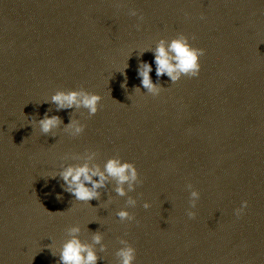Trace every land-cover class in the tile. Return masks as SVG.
<instances>
[{
    "label": "water",
    "instance_id": "95a60500",
    "mask_svg": "<svg viewBox=\"0 0 264 264\" xmlns=\"http://www.w3.org/2000/svg\"><path fill=\"white\" fill-rule=\"evenodd\" d=\"M178 34L204 50L199 75L162 76L160 95L128 99L138 63L156 82L139 50ZM81 89L102 98L96 115L72 114L84 132L42 135L49 108L65 125L73 111L44 102ZM86 151L136 167L132 222L116 217L127 197L113 185L93 209L47 178ZM71 226L82 241L103 234L98 264H117L120 239L135 264H264V0H0V264H58L46 246L57 251Z\"/></svg>",
    "mask_w": 264,
    "mask_h": 264
},
{
    "label": "clouds",
    "instance_id": "9594fccd",
    "mask_svg": "<svg viewBox=\"0 0 264 264\" xmlns=\"http://www.w3.org/2000/svg\"><path fill=\"white\" fill-rule=\"evenodd\" d=\"M129 15L136 16L137 13L135 10H130ZM146 52H150L153 56L152 64L155 66L156 82L154 83L150 76V73L153 72V66L148 62L138 63L136 76L140 81V85L133 87L132 94L128 96V99L133 94H140L141 87L145 90L143 94L152 97L160 95L162 90L165 89L158 83L162 76L167 77L171 84H175L182 77L196 78L200 72V57L204 55V50L193 47L189 42V38L183 34H178L171 40L160 39L154 47L140 49L137 55L140 57ZM131 55L127 57L122 71H118L124 77L120 87L125 90H127L125 71L128 68L127 61ZM101 99L100 95L87 92L83 89L58 90L44 103L54 105L56 112L73 110L69 122L65 125L59 116H49L48 112L52 111L49 108L41 119L35 120V125L39 128L42 135L50 134L55 137L56 131L61 129L62 126V131L69 136L73 138L79 137L84 132L85 126L78 119L73 118L72 114L83 109L86 110L89 117L96 115ZM31 126H33L32 121ZM96 157L97 154L91 151H86L83 155H66L63 159L78 161V163L61 164L60 169L47 178H59L62 181V192L70 194L75 202L85 203L91 208L93 207L89 204L90 201H100V190L113 185L112 190L116 196L121 198L127 197L124 208L115 213L116 217L121 222H132L134 216L126 209L134 208L137 203L135 199L128 195L135 191V187L140 183L136 167L132 163L122 161L119 157L109 158L101 166L95 162ZM187 188L189 189V207L194 209L200 198V194L198 191L193 190L191 185H187ZM62 198V195L59 193L55 196V199L58 201ZM105 203H111V200L108 199ZM149 206L148 203L143 204L145 209H148ZM246 207L247 202H242L240 208L236 209L234 214L239 216ZM45 212L55 214L46 210ZM187 215L189 219L195 217L193 211H188ZM80 233L81 228L79 226H71L66 231L67 238L62 242L57 251H53L52 242L46 246L53 256H58V264H98L99 260H103L98 255V253L106 251L103 243V234L100 231L92 233L90 242H88L80 239ZM119 244L121 247L115 251L117 264H135L136 250L126 240L120 239ZM34 257H32V260Z\"/></svg>",
    "mask_w": 264,
    "mask_h": 264
}]
</instances>
